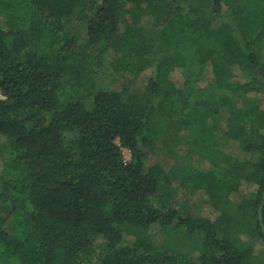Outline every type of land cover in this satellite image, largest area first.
I'll list each match as a JSON object with an SVG mask.
<instances>
[{"label": "trees", "instance_id": "trees-1", "mask_svg": "<svg viewBox=\"0 0 264 264\" xmlns=\"http://www.w3.org/2000/svg\"><path fill=\"white\" fill-rule=\"evenodd\" d=\"M261 205L264 0H0V264H264Z\"/></svg>", "mask_w": 264, "mask_h": 264}, {"label": "rangeland", "instance_id": "rangeland-1", "mask_svg": "<svg viewBox=\"0 0 264 264\" xmlns=\"http://www.w3.org/2000/svg\"><path fill=\"white\" fill-rule=\"evenodd\" d=\"M149 74H150L149 71H146V72H145V74H144V76H143L145 81H147V79H148V77H149ZM143 77L141 78V81H142ZM173 77H174V78L176 79V81H178V82H181V81L183 80V77H182V74H181V71H180V70L176 71V72L174 73V76H173ZM141 81H140V83H142ZM188 143H189V140H187V139H186L185 142H182V144H186V145H188ZM160 151H161V152H166V151L162 148V146H160ZM123 154H124V158H125L126 160H130V158H131V152H130V150H129L128 148H123ZM161 154H164V153H161ZM196 159H197V156H195V160H196ZM195 160H194V161H195ZM195 164H196V163H195ZM191 203L194 204V205H196V206L200 205V211H201L202 214L213 217L212 213H211L210 210H209V207H208L207 205H204V204H203V201L201 200V198H197L196 196H194V198L191 199ZM203 205H204V206H203ZM0 213H2V212H0ZM257 246H258V247H262V246H264V243H258ZM258 247H257V248H258ZM261 263H262V262H261Z\"/></svg>", "mask_w": 264, "mask_h": 264}, {"label": "water", "instance_id": "water-1", "mask_svg": "<svg viewBox=\"0 0 264 264\" xmlns=\"http://www.w3.org/2000/svg\"><path fill=\"white\" fill-rule=\"evenodd\" d=\"M259 219L261 220V225H262L263 232H264V223L262 220V205L260 206V209H259Z\"/></svg>", "mask_w": 264, "mask_h": 264}]
</instances>
